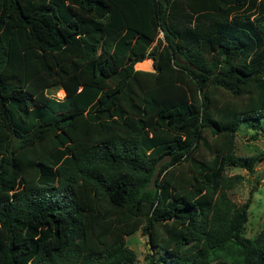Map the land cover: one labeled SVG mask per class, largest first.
Instances as JSON below:
<instances>
[{
  "label": "trees",
  "instance_id": "1",
  "mask_svg": "<svg viewBox=\"0 0 264 264\" xmlns=\"http://www.w3.org/2000/svg\"><path fill=\"white\" fill-rule=\"evenodd\" d=\"M242 127L264 135V0H0V264H132L139 230L150 264H264Z\"/></svg>",
  "mask_w": 264,
  "mask_h": 264
},
{
  "label": "rangeland",
  "instance_id": "2",
  "mask_svg": "<svg viewBox=\"0 0 264 264\" xmlns=\"http://www.w3.org/2000/svg\"><path fill=\"white\" fill-rule=\"evenodd\" d=\"M159 38H163V34L160 33ZM150 59V60H149ZM153 60V66L151 61ZM136 69L156 72V66L154 59L151 57L145 61L135 65ZM50 93L54 96L62 99L65 96L63 89L50 88ZM236 147L238 154L252 155L259 151H264V135L254 138V131L249 130L246 127H242L236 137ZM256 169L258 173L263 172V178L261 179L257 190L251 194V188L255 183L253 175H251L246 169L240 167H234L228 169V174H242L246 179L238 184L232 191V199L238 203L243 204L250 200L249 219L246 224L245 236L253 238L264 227V161L260 162ZM127 245L133 249L137 258L132 264H150L146 256L147 254L154 255L155 260L159 259V253H155L154 248L149 244V236L144 234L142 230L137 231L133 235L126 237Z\"/></svg>",
  "mask_w": 264,
  "mask_h": 264
},
{
  "label": "crops",
  "instance_id": "3",
  "mask_svg": "<svg viewBox=\"0 0 264 264\" xmlns=\"http://www.w3.org/2000/svg\"><path fill=\"white\" fill-rule=\"evenodd\" d=\"M146 59H148V58H146ZM146 59H145V60H146ZM152 59H153V58H152ZM145 60H143V61H145ZM149 60H150V59H149ZM143 61H141V62H143ZM141 62H138V63H141ZM151 62H152L151 65L153 66V60H152ZM138 63H137V64H138Z\"/></svg>",
  "mask_w": 264,
  "mask_h": 264
}]
</instances>
